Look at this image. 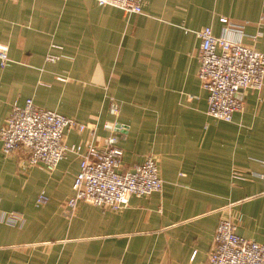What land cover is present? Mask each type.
Wrapping results in <instances>:
<instances>
[{"label":"crops","instance_id":"0c3cea01","mask_svg":"<svg viewBox=\"0 0 264 264\" xmlns=\"http://www.w3.org/2000/svg\"><path fill=\"white\" fill-rule=\"evenodd\" d=\"M221 17L244 23L241 40L264 51V0H142L141 13L96 0H0L11 58L0 66V128L13 103L32 98L95 124L93 134L68 131L67 143L103 146L114 134L122 169L152 155L163 181L121 209L80 200L69 210L77 155L48 171L0 142V264H206L223 215L264 242V177L254 175L264 174V84L244 89L243 109L225 121L207 113L198 77L197 30L239 37ZM41 190L48 200L36 205ZM11 211L16 223L5 221Z\"/></svg>","mask_w":264,"mask_h":264},{"label":"built area","instance_id":"2783aa9c","mask_svg":"<svg viewBox=\"0 0 264 264\" xmlns=\"http://www.w3.org/2000/svg\"><path fill=\"white\" fill-rule=\"evenodd\" d=\"M96 1L101 5L116 6L127 13L142 12V0ZM220 19L225 23L227 33L232 30L239 37H230L225 32L216 35L210 26L197 30L198 77L201 87L208 92L207 113L217 119L231 121L233 113L244 107V100L236 92L263 87L264 51L241 40L244 23L227 17ZM247 37L254 42L257 34ZM57 58L58 55L52 53L46 56L49 61ZM10 62L6 45L0 46V66ZM114 127L121 129L122 125L117 122ZM86 128H90L93 134L95 124L38 107L32 98H27L23 105L12 104L0 128L1 149L5 154L21 150L25 154L26 166L41 165L48 171L55 169L68 154L77 155L79 169L73 180V193L64 202L69 210H73L80 200L117 210L128 204L132 194L148 195L162 189L163 181L154 156L149 155L131 169H122L123 150L117 145L114 134L103 146L90 140L66 142L68 131ZM254 175L264 177L260 173ZM47 200L48 195L41 190L35 203L42 205ZM20 218L19 213L11 211L6 214L5 221L16 223ZM237 223L238 220L229 215L219 218L206 264H264V242L238 234Z\"/></svg>","mask_w":264,"mask_h":264},{"label":"water","instance_id":"95a60500","mask_svg":"<svg viewBox=\"0 0 264 264\" xmlns=\"http://www.w3.org/2000/svg\"><path fill=\"white\" fill-rule=\"evenodd\" d=\"M245 90H246V89H245ZM242 91H244V90H243V89H239V90L236 92V95H237L238 97H240Z\"/></svg>","mask_w":264,"mask_h":264}]
</instances>
